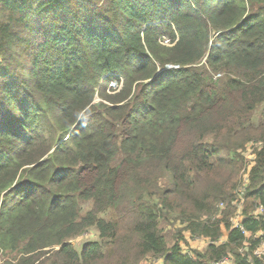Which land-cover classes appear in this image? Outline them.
<instances>
[{
    "label": "trees",
    "instance_id": "16d2710c",
    "mask_svg": "<svg viewBox=\"0 0 264 264\" xmlns=\"http://www.w3.org/2000/svg\"><path fill=\"white\" fill-rule=\"evenodd\" d=\"M259 207L264 0H0V264H264Z\"/></svg>",
    "mask_w": 264,
    "mask_h": 264
},
{
    "label": "rangeland",
    "instance_id": "374dc122",
    "mask_svg": "<svg viewBox=\"0 0 264 264\" xmlns=\"http://www.w3.org/2000/svg\"><path fill=\"white\" fill-rule=\"evenodd\" d=\"M163 42L165 44H169V42H165L164 39H163ZM230 76H233V74L230 73ZM217 77H218V79L223 78L224 75H220ZM113 83H115V82H113ZM113 83L110 84V87H113ZM115 86H116V84H115ZM258 147H259V144H257V143H251L247 146V151L246 150L245 151H246V155H247L248 159H253L255 149ZM246 164L248 165V163H246ZM246 169H247V166H245V168H243V170L240 173V176L238 179V181H241L240 185L243 184L244 176H246V174H247ZM248 170H249V168H248ZM84 208L89 209V204L84 205L83 209ZM168 223H170V224H168ZM161 229L164 230V235H165V238H166V241H167L169 247H172L176 243V237L183 236L186 239V241L188 240L189 241L188 246L184 242H181L182 249L184 252H188V251L190 252L191 251L190 249H192L191 246L193 247V249L203 251L206 247V243L208 242L205 239L191 240L190 234L188 232H182L183 226L180 225L179 223H172L171 221L170 222H163L161 224ZM91 241H98V234L94 229L92 231H89L88 233L80 236L79 238L75 239L73 241V243H74L75 249L78 252H81L84 244L91 242ZM188 241H187V243H188ZM139 264H164V261L162 259L154 260L151 256H148V258H145Z\"/></svg>",
    "mask_w": 264,
    "mask_h": 264
},
{
    "label": "crops",
    "instance_id": "0c3cea01",
    "mask_svg": "<svg viewBox=\"0 0 264 264\" xmlns=\"http://www.w3.org/2000/svg\"><path fill=\"white\" fill-rule=\"evenodd\" d=\"M167 41V40H166ZM168 42V41H167ZM239 208H241V207H239ZM242 209H240L239 211H238V213H237V216L233 219V225H234V227H239L241 224H242V222L244 221V217H243V215H242ZM226 232H225V237H226ZM261 235H263V233L262 232H260L258 235H257V237H260ZM250 236V235H249ZM188 241V240H187ZM188 243H189V241H188ZM208 244H209V242H207L206 243V247L208 246ZM206 247H205V249H206ZM191 248L193 249V247L191 246ZM204 249V250H205ZM196 250V249H195ZM258 250H259V248H258ZM257 250V251H258ZM201 251V250H200ZM256 251V252H257ZM256 252H255V255H256ZM257 256V255H256ZM259 257V256H258ZM220 264H234L233 263V261H225V262H223V263H220Z\"/></svg>",
    "mask_w": 264,
    "mask_h": 264
},
{
    "label": "built area",
    "instance_id": "2783aa9c",
    "mask_svg": "<svg viewBox=\"0 0 264 264\" xmlns=\"http://www.w3.org/2000/svg\"><path fill=\"white\" fill-rule=\"evenodd\" d=\"M165 42H167L166 40H165ZM264 211H263V209H262V207H259L258 209H257V214H261V213H263ZM256 255L257 256H259V257H264V238H263V240H262V242H261V244H260V246H259V250L256 252ZM226 261V260H225ZM225 261H223V262H225ZM222 262V263H223ZM218 264H220V263H218Z\"/></svg>",
    "mask_w": 264,
    "mask_h": 264
},
{
    "label": "clouds",
    "instance_id": "9594fccd",
    "mask_svg": "<svg viewBox=\"0 0 264 264\" xmlns=\"http://www.w3.org/2000/svg\"><path fill=\"white\" fill-rule=\"evenodd\" d=\"M113 83V82H112ZM116 83H113V87L115 86Z\"/></svg>",
    "mask_w": 264,
    "mask_h": 264
}]
</instances>
